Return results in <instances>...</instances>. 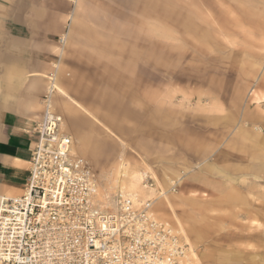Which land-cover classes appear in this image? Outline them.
<instances>
[{
	"label": "rangeland",
	"instance_id": "rangeland-1",
	"mask_svg": "<svg viewBox=\"0 0 264 264\" xmlns=\"http://www.w3.org/2000/svg\"><path fill=\"white\" fill-rule=\"evenodd\" d=\"M36 8L54 20L66 77L85 85L61 96L83 106L86 151L62 114L100 209L141 195L149 174L154 216L190 244L185 264H264V0H0V50L11 16ZM72 30L93 36L63 39Z\"/></svg>",
	"mask_w": 264,
	"mask_h": 264
},
{
	"label": "built area",
	"instance_id": "built-area-1",
	"mask_svg": "<svg viewBox=\"0 0 264 264\" xmlns=\"http://www.w3.org/2000/svg\"><path fill=\"white\" fill-rule=\"evenodd\" d=\"M53 92L34 128L24 192L0 196V264H185L189 242L154 216L150 200L135 206L120 193L118 208L98 209L99 178L72 150ZM143 183L156 180L148 174Z\"/></svg>",
	"mask_w": 264,
	"mask_h": 264
},
{
	"label": "crops",
	"instance_id": "crops-1",
	"mask_svg": "<svg viewBox=\"0 0 264 264\" xmlns=\"http://www.w3.org/2000/svg\"><path fill=\"white\" fill-rule=\"evenodd\" d=\"M11 18L9 24L12 26L9 27V35L6 37L8 46L0 50V72L7 70L13 78L11 82L9 79L7 83L0 85L4 86L0 92V196H15L24 191L29 177L31 149L37 139L34 128L42 117L43 97L49 87H53L54 91L55 89L60 91V95L52 93V104L56 103L58 108H54L63 120L65 114L68 127L77 136L80 145L83 144L78 146V149L86 151L90 140L84 133L85 123L79 114L83 106L72 96L71 103L62 97L63 95L61 96V93L68 96L65 89L69 91L77 86L83 89L85 85L80 79L78 85H75L74 80L71 81L66 77L63 57L59 60L52 51L56 37L55 33L49 31V24L54 20H50L48 12L41 17L38 8L28 19L25 18L26 21L24 17L18 16V12ZM25 23L31 26L24 32L20 29ZM89 35L93 36L87 32L78 33L72 30L66 33L63 39L66 36L69 40L78 37L84 39ZM99 44L104 46L103 42ZM124 69L131 67L119 66L117 71L112 73L114 80H111L110 86L116 91L122 87L118 76ZM114 94L116 97L112 102L116 103L119 101V93L114 92ZM116 112L114 110V113ZM190 231L197 238L205 233L197 226H190Z\"/></svg>",
	"mask_w": 264,
	"mask_h": 264
},
{
	"label": "bare ground",
	"instance_id": "bare-ground-1",
	"mask_svg": "<svg viewBox=\"0 0 264 264\" xmlns=\"http://www.w3.org/2000/svg\"><path fill=\"white\" fill-rule=\"evenodd\" d=\"M53 88V87H51ZM62 90V89H61ZM74 143V142H73ZM73 150V148H72ZM139 180H140V187H141V195L136 193V192H126L125 194L126 195H130L133 202H134V205L135 206H138V205H141L142 202H144V198L146 200H150L151 197L148 196V192H152L153 191V188L149 187L148 185H145L142 181V176L140 175L139 177ZM24 192V191H23ZM124 194V193H123ZM95 204L96 206L98 207V209H100V207L98 206L97 204V200L95 199ZM117 205H118V202H117ZM118 208V207H117ZM195 254V253H194Z\"/></svg>",
	"mask_w": 264,
	"mask_h": 264
}]
</instances>
